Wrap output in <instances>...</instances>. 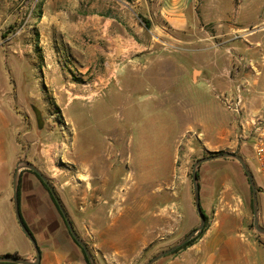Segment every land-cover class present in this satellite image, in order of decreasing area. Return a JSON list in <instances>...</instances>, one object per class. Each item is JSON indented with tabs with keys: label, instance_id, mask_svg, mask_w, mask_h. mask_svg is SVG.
<instances>
[{
	"label": "rangeland",
	"instance_id": "374dc122",
	"mask_svg": "<svg viewBox=\"0 0 264 264\" xmlns=\"http://www.w3.org/2000/svg\"><path fill=\"white\" fill-rule=\"evenodd\" d=\"M194 1L186 11L187 26L171 31L157 0H0L4 147L9 157L27 154L35 163L44 180L22 162L18 169L36 178L49 197L50 192L58 197L96 264H111L108 254L101 253L109 246L98 239L95 220L88 217L96 214L98 227L106 228L133 194L137 200L151 194V201H141V210L163 216L164 178L173 165L166 149L180 131L175 176H182L176 189L184 210L188 204L195 209V163L211 157L197 169L198 185L222 190L230 180L231 192L245 195L249 203L248 178L240 163L219 158L231 154L244 160L255 184L259 181L264 215V174L252 149L256 124L264 120V11L243 31L235 15L229 20L231 30H214L202 19H214L230 6L228 0ZM97 16L107 22L104 33L101 23L93 21ZM215 34L220 37L203 40ZM117 50L124 56L116 58ZM200 67L206 68L203 76ZM158 76L162 87L175 84L166 92L173 96L155 89ZM200 77L208 92L205 99L194 90ZM181 88L187 97L180 95ZM53 210L56 221L50 227L60 222L69 236L55 206ZM185 214L184 229L196 221L189 210ZM42 226L35 222L30 231ZM250 227L254 229L252 208ZM173 246L171 240L152 244L134 264H146Z\"/></svg>",
	"mask_w": 264,
	"mask_h": 264
},
{
	"label": "crops",
	"instance_id": "0c3cea01",
	"mask_svg": "<svg viewBox=\"0 0 264 264\" xmlns=\"http://www.w3.org/2000/svg\"><path fill=\"white\" fill-rule=\"evenodd\" d=\"M157 1L158 5H160V15L164 18L165 24L171 31H180L187 26L186 11L191 0ZM228 2L230 6L223 9V11L220 10L214 19H202L204 24L212 25L214 30H217L218 27H229L231 30L232 24L229 20L235 15L236 23L240 25L238 29L243 31L251 27L252 18H259L264 11L263 0H244L243 4L236 3V0H228ZM125 5L126 9L129 10L128 2H125ZM253 15L255 17H252ZM59 16H62L60 12L57 17ZM100 18L103 17L97 16L96 19H92L101 23L100 32L104 33V28L106 29L108 25L107 22L102 23ZM218 37L220 35L215 34L203 40H214ZM111 39H118L119 41L118 37H114V39L110 37L109 40ZM114 52L116 58L124 56L119 50ZM205 69V67H200V75ZM106 74H110V77L113 73L107 72ZM154 80L153 85L158 92L162 91L166 98L173 96L168 95L166 92L172 89L175 84L169 88L167 84L162 87L161 81L159 83V80H161L159 76L155 77ZM198 80L199 82L194 90H197L198 93L201 92V96L205 99L208 97V92H205V88L202 86L201 77ZM180 93L183 97L188 96L182 94V88ZM0 104L2 105L1 102ZM1 105L0 122L2 120L1 107H3ZM180 133L181 131L173 140L174 143L171 148L167 147L166 149L170 154L172 153L173 158L171 160L173 165L164 178L167 193L162 198L165 206L163 216L160 213L141 210V201L144 203L151 201V194H145L142 199L138 200V197H136L138 195L135 196L133 194L132 197H128V201L122 210H117L111 215L109 220L107 219L109 222L106 228L100 229L98 227L99 221L96 214L93 217H88L89 221L90 219L95 220L94 225L98 239L100 238L103 243L109 246L108 249L102 250L101 253L106 256L108 254V260L111 261V264H134L137 258L150 245L162 244L166 240H171L176 245L183 239L184 231L185 234H188L200 225V218L196 209L188 204L184 210L183 198L176 189L177 185H181L182 177L176 178L175 176V164L181 142ZM4 141V137L0 133V257L17 255L18 258L33 264H85L86 261L82 250L74 241L72 243L70 234L67 236L63 232L60 222L58 226L50 227L49 223L52 220L56 221L53 210L54 204L39 181L29 176L22 168L18 171L17 184L21 220L29 231L30 226H34L35 222L40 221L43 224L40 231L35 233L30 231L39 253V261L35 263L37 256L34 246L21 229L16 216L13 185V177L18 163L24 161L30 162L32 165L35 163H32L27 154L9 157L4 147ZM43 158L44 156H42V160H44ZM256 184L259 185L258 180ZM256 184L254 182L258 201V214H260V223L264 227V215L261 209L259 211L260 190L257 189ZM231 188L230 180L226 181V184L222 186V190L219 189L218 185L210 186L201 182L199 186L200 205L208 217L207 225L201 236L192 245L179 250L166 259L163 258L164 260L159 262L160 264H264V235L257 234L250 227V209L253 208L250 183L248 191L249 203L246 201L245 195H242V197L235 195L231 192ZM186 210L193 213L192 215L195 216L196 221L194 226L184 229Z\"/></svg>",
	"mask_w": 264,
	"mask_h": 264
},
{
	"label": "water",
	"instance_id": "95a60500",
	"mask_svg": "<svg viewBox=\"0 0 264 264\" xmlns=\"http://www.w3.org/2000/svg\"><path fill=\"white\" fill-rule=\"evenodd\" d=\"M219 158H233V159L237 160L240 163L243 171L245 172V174H246V176L248 178L250 186L252 188V206H253L252 209H253V227H254V231L257 234L264 235V227L260 225L259 217H258V201H257V196H256L255 185H254L252 174H251L247 164L244 162V160L240 156H237V155L224 154V155H222ZM212 159H214V157L204 158V159L199 160L198 162L195 163V165L193 167V171H192V183H193V192H194V206H195V209H196V211L198 213V216L200 218V225L196 229L192 230L189 234H187V236H185V238L183 240H181V242H179L178 244H176L172 248L157 254L156 256L151 258V260H149L146 264H154L156 261H158L162 257L170 254L172 251L176 250L177 248L181 247L185 243L189 242L204 227L205 217H204V214L202 213V210H201L198 177H197V173L196 172H197V169L199 168V166L202 163H205V162L210 161ZM22 163L27 169L32 170L33 172L38 174V176H40L41 179L44 180V177L36 169V167L34 165H32L30 162H26V161H24ZM18 170L19 169H18V166H17V170H16V172L14 174V177H13L14 203H15L16 216H17V219H18V222H19V225H20L21 229L23 230V232L26 234V236L29 238L30 242L34 246V249L36 251V256H37L35 263H38V261H39V253H38V249H37V246H36V242H35L34 238L30 235V233H29L28 229L26 228V226L23 224V222L21 220V217H20V213H19L18 195H17V184H18V178H19ZM52 194L54 195L53 192H52ZM54 199L59 204V210H60V212L62 213V215L64 217L65 223L67 225V228H68L72 238L83 249L84 254H85L89 264H96L94 258L89 253L88 249L86 248V245L78 238L76 232L74 231L73 226H72V224H71V222H70L65 210L61 206L58 197L54 195ZM1 262H6V263H10V264H33L31 262H28L27 260H23V259L16 258V257H3V258L0 257V263Z\"/></svg>",
	"mask_w": 264,
	"mask_h": 264
},
{
	"label": "built area",
	"instance_id": "2783aa9c",
	"mask_svg": "<svg viewBox=\"0 0 264 264\" xmlns=\"http://www.w3.org/2000/svg\"><path fill=\"white\" fill-rule=\"evenodd\" d=\"M253 159L259 171L264 174V120L258 122L253 134Z\"/></svg>",
	"mask_w": 264,
	"mask_h": 264
},
{
	"label": "trees",
	"instance_id": "16d2710c",
	"mask_svg": "<svg viewBox=\"0 0 264 264\" xmlns=\"http://www.w3.org/2000/svg\"><path fill=\"white\" fill-rule=\"evenodd\" d=\"M50 198H51V200H52L54 206L57 208L58 212L60 213L61 217H62L63 220H64V217H63L62 213H61L60 210H59V204L55 201V199H54V195L52 194V192H50ZM18 199H19V190H18ZM201 210H202V208H201ZM202 213L204 214V217H205V220H206V223H207V215L205 214V212H204L203 210H202ZM64 221H65V220H64ZM22 222H23V221H22ZM23 224H24V222H23ZM24 225H25V224H24ZM206 225H207V224L204 225V227L202 228V230L199 232V234H198L196 237H194L193 239H191L189 242L185 243V244L182 245L181 247L177 248V249H176L175 251H173L170 255L175 254V253H177L179 250L185 249L186 247L192 245V244H193V243H194V242H195V241L201 236V234L203 233V231H204ZM25 226H26V225H25ZM26 228H27V227H26ZM28 231H29V230H28ZM29 232H30V231H29ZM30 235H31V233H30ZM31 236H32V235H31ZM73 241H74V239H73ZM75 244H76V245L82 250L83 255H84V258H85V261H86V263L88 264V261H87V258H86V256H85V254H84L83 249L80 247L79 244L76 243V241H75ZM6 257H16V258H18L17 255H7Z\"/></svg>",
	"mask_w": 264,
	"mask_h": 264
},
{
	"label": "bare ground",
	"instance_id": "6f19581e",
	"mask_svg": "<svg viewBox=\"0 0 264 264\" xmlns=\"http://www.w3.org/2000/svg\"><path fill=\"white\" fill-rule=\"evenodd\" d=\"M136 72H138V71H136ZM143 72V71H142ZM135 73V72H134ZM140 73V72H139ZM110 79V78H109ZM59 82V81H58ZM122 91H123V89L122 88H120ZM129 89V88H128ZM134 89V88H133ZM132 90V89H131ZM129 91H130V89H129ZM93 92V91H92ZM131 92V91H130ZM93 95L94 94H92V95H90V97H89V99H91L92 97H93ZM132 95V94H131ZM85 97V96H84ZM74 99H77V100H83L81 97H75V98H72L71 97V99H70V101H72V100H74ZM93 99V98H92ZM91 99V100H92ZM85 101V100H84Z\"/></svg>",
	"mask_w": 264,
	"mask_h": 264
}]
</instances>
